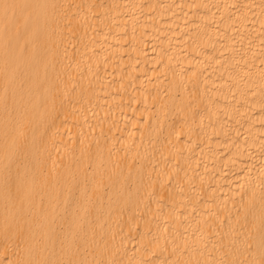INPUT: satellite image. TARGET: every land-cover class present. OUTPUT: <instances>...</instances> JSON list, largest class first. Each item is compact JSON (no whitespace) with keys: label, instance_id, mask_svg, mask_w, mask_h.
Returning a JSON list of instances; mask_svg holds the SVG:
<instances>
[{"label":"bare ground","instance_id":"1","mask_svg":"<svg viewBox=\"0 0 264 264\" xmlns=\"http://www.w3.org/2000/svg\"><path fill=\"white\" fill-rule=\"evenodd\" d=\"M0 264H264V0H0Z\"/></svg>","mask_w":264,"mask_h":264}]
</instances>
